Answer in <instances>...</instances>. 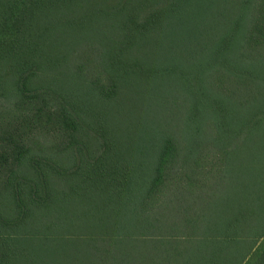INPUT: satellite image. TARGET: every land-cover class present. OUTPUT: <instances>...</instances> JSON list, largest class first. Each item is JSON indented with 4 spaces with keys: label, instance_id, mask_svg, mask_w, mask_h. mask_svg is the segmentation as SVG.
<instances>
[{
    "label": "trees",
    "instance_id": "16d2710c",
    "mask_svg": "<svg viewBox=\"0 0 264 264\" xmlns=\"http://www.w3.org/2000/svg\"><path fill=\"white\" fill-rule=\"evenodd\" d=\"M254 34L264 0H0V264H264Z\"/></svg>",
    "mask_w": 264,
    "mask_h": 264
},
{
    "label": "rangeland",
    "instance_id": "374dc122",
    "mask_svg": "<svg viewBox=\"0 0 264 264\" xmlns=\"http://www.w3.org/2000/svg\"><path fill=\"white\" fill-rule=\"evenodd\" d=\"M83 18L84 19H82V22L83 23H86L85 26H89L90 25L89 22H88L89 19L87 17H85V16ZM65 30L66 31H64L65 33H63L62 36L55 37V36H59L60 35L57 32L52 37V39L55 40L54 42H52L54 46H57L58 47V45L59 44H62V43L64 45V43H68V41L70 39H72V37L74 36V31L71 30L70 28H66ZM215 31L216 30L211 31V34L213 35ZM82 32L83 31H80V33H82ZM238 37H239V39L235 40V42H233L231 44V46H232L231 49L232 50H234V51H245V52H247V51H264V38L261 35H257V34H254V35H251V36H249V35H239ZM81 52H83V50H81ZM94 76H97V73ZM136 98H145V97L141 94V95L136 96ZM11 105L12 104L10 102L8 103L7 101H1L0 100V111H1L0 112V119L6 121L7 123H9L11 120H14V118H15L11 114V110H12V106ZM116 107H117V110L118 111H122V110L125 109L124 107L121 106V104L117 105ZM24 114L26 116L29 113H24ZM20 115H22V114L16 115V119H18V117L20 118ZM44 123H46L47 125H50V121L44 122ZM132 124L133 123L131 121L124 122V123L121 121L119 123V126L117 127V130L120 131V132L130 130L132 128ZM50 136L51 137H49L44 132L42 136H39V137L37 136V139H35V140H38V143H40L41 145L43 144L45 147L48 148V147L53 146L54 143L57 144V141L60 140L58 134L56 132H54V131H51L50 132ZM132 140H133L132 143H134L135 142L134 138ZM54 147H55V145H54ZM216 150L214 152H216ZM1 151L2 152H5L3 149ZM120 153H123V150H121ZM217 154H220V153H216L215 156H217ZM124 156H125V161L126 162H129V163L137 162V156L136 155H132L130 153V151L128 153H125ZM213 163H215V161H213L212 164ZM5 168H6V166H5ZM213 176H214L215 179H213L211 181H214L217 178L216 175L213 174ZM0 179H1V175H0ZM60 188H65V185L63 187H60ZM167 189H170V186H168ZM165 191H166V189L163 188L162 193L159 196L156 197V200L153 203L151 212H154V211H157V210L160 211L163 208L161 205H162V201H163L162 199L165 196ZM214 193L218 196V194H217V187L214 188ZM154 209H156V210H154ZM165 211H167V209ZM165 211L163 213H165ZM192 248H193V250H192V253H191V257L190 258L193 261H201V259H202V255L201 254L202 253L200 252L199 248H197L196 246L195 247L192 246ZM154 250L155 249H152V250H150V252L154 253L155 252ZM147 253H145V256H146ZM163 258H167V256H165ZM57 262L64 263L62 261H57Z\"/></svg>",
    "mask_w": 264,
    "mask_h": 264
}]
</instances>
